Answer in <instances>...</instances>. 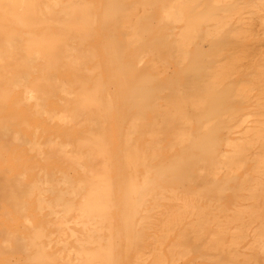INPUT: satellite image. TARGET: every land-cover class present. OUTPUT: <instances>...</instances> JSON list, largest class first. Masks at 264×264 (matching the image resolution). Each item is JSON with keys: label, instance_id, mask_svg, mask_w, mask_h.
Instances as JSON below:
<instances>
[{"label": "bare ground", "instance_id": "6f19581e", "mask_svg": "<svg viewBox=\"0 0 264 264\" xmlns=\"http://www.w3.org/2000/svg\"><path fill=\"white\" fill-rule=\"evenodd\" d=\"M0 264H264V0H0Z\"/></svg>", "mask_w": 264, "mask_h": 264}]
</instances>
